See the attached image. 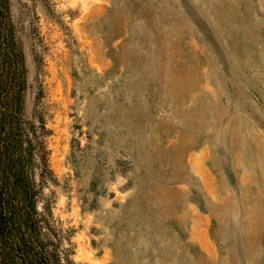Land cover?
<instances>
[{
  "label": "rangeland",
  "instance_id": "obj_1",
  "mask_svg": "<svg viewBox=\"0 0 264 264\" xmlns=\"http://www.w3.org/2000/svg\"><path fill=\"white\" fill-rule=\"evenodd\" d=\"M9 2L64 262L264 264V0Z\"/></svg>",
  "mask_w": 264,
  "mask_h": 264
},
{
  "label": "trees",
  "instance_id": "obj_2",
  "mask_svg": "<svg viewBox=\"0 0 264 264\" xmlns=\"http://www.w3.org/2000/svg\"><path fill=\"white\" fill-rule=\"evenodd\" d=\"M9 9L0 0V264H66L38 210L42 187L56 179L37 127H23L26 77Z\"/></svg>",
  "mask_w": 264,
  "mask_h": 264
}]
</instances>
